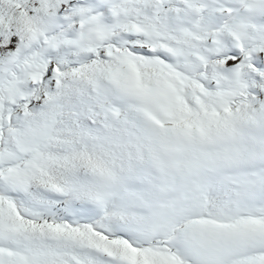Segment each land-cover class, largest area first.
I'll return each instance as SVG.
<instances>
[{
    "label": "snow or ice",
    "instance_id": "snow-or-ice-1",
    "mask_svg": "<svg viewBox=\"0 0 264 264\" xmlns=\"http://www.w3.org/2000/svg\"><path fill=\"white\" fill-rule=\"evenodd\" d=\"M0 264H264V0H0Z\"/></svg>",
    "mask_w": 264,
    "mask_h": 264
}]
</instances>
